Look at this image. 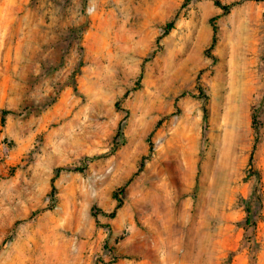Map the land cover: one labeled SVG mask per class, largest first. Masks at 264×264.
<instances>
[{
	"label": "rangeland",
	"instance_id": "1",
	"mask_svg": "<svg viewBox=\"0 0 264 264\" xmlns=\"http://www.w3.org/2000/svg\"><path fill=\"white\" fill-rule=\"evenodd\" d=\"M220 1L0 0V264H264V1Z\"/></svg>",
	"mask_w": 264,
	"mask_h": 264
},
{
	"label": "trees",
	"instance_id": "2",
	"mask_svg": "<svg viewBox=\"0 0 264 264\" xmlns=\"http://www.w3.org/2000/svg\"><path fill=\"white\" fill-rule=\"evenodd\" d=\"M215 1V3L218 5V6H220V7H222L223 9H225L226 11H229L230 9H232L233 7H235V6H237V5H239L241 2L240 1H237V2H233V3H231V4H228V5H223L222 3H221V1L220 0H214ZM253 1H256V2H260V1H264V0H253ZM173 28V25L172 24H169V25H167V28H166V31H165V35L166 34H168L169 33V31L171 30ZM216 26L215 25H213V31H214V34H216ZM215 35H214V37H213V44H214V42H215ZM119 130H120V128H119ZM151 152H152V149H151ZM145 159L146 158H143V160H142V162H141V164H140V168H139V170H138V172H141V170H142V168H143V166H144V161H145ZM84 166H86V164L84 165ZM62 170H59L58 171V173H60ZM136 175V174H135ZM57 177V176H56ZM56 177L55 178H53V180H52V192H51V197L53 198V200L55 201V192H56V188H55V186H54V182H55V179H56ZM128 184V183H127ZM127 184L124 186V187H122L121 189H120V191L121 192H123L124 191V189H125V187L127 186ZM117 201H118V204H117V206H116V209H115V211L116 210H118L120 207H121V204H122V201L121 200H118L117 199ZM114 215H115V212H113V213H111L110 215H108L109 217H114ZM95 218H97V216L95 215Z\"/></svg>",
	"mask_w": 264,
	"mask_h": 264
}]
</instances>
